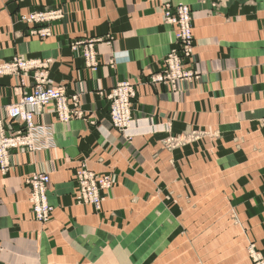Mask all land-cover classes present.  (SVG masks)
I'll list each match as a JSON object with an SVG mask.
<instances>
[{
  "label": "crops",
  "instance_id": "obj_1",
  "mask_svg": "<svg viewBox=\"0 0 264 264\" xmlns=\"http://www.w3.org/2000/svg\"><path fill=\"white\" fill-rule=\"evenodd\" d=\"M166 3L187 4L195 17L203 83L189 103L143 85L174 48V29L163 20ZM58 6L65 17L54 23L52 36L30 35L22 18ZM91 42L95 67L83 57ZM16 58L31 68L0 75V118L40 77L64 90L69 104L76 98L78 116L61 123L53 105L45 107L35 123L51 129L53 147L16 153L8 172L0 171V264H193L194 250L188 256L182 250L192 239L168 232V225L182 224L167 217L151 183L167 176L159 167L163 158L156 159L159 146L152 145L156 133L173 116L181 131L184 115L192 120L194 112L208 129L225 133L223 155L240 163L239 172L230 164L223 178L244 195L236 206L242 225L251 228L239 235L237 262L226 250L224 264H252V243L264 257V0H0V65ZM122 81L138 85V120L125 135L113 128L106 99ZM234 113L238 124L231 121ZM232 129L240 134L238 150ZM80 168L115 182L100 212L74 200ZM34 173L50 177L55 212L46 224L31 217L26 179Z\"/></svg>",
  "mask_w": 264,
  "mask_h": 264
},
{
  "label": "rangeland",
  "instance_id": "obj_2",
  "mask_svg": "<svg viewBox=\"0 0 264 264\" xmlns=\"http://www.w3.org/2000/svg\"><path fill=\"white\" fill-rule=\"evenodd\" d=\"M167 6H171L175 9L187 8L191 18V54L189 50H184L181 48V54L177 58L176 64L172 67V69L169 68V70H175L180 75H182V78L180 79H176L165 69L168 56L177 48L178 45L176 40L178 28L175 24L170 23L168 18L165 16V9ZM55 8L62 9V7L60 6ZM55 8L44 7L40 10ZM162 14L164 23L173 27L174 29V48L164 58L163 65H161L160 70L151 73L149 79L145 83H143V85L152 87V89H155L158 92V95L166 94L170 95L171 97L179 95L183 103H186L187 101L189 103L191 94L201 88V85L203 83L201 81L202 74L198 67L199 61L195 53V17L193 9L189 5L184 3H166L162 7ZM27 25L31 27L29 30L30 34V32L32 31V26L29 24ZM86 50L84 51V53L86 52ZM83 57L85 60L84 54ZM20 63H22L24 66L20 67ZM85 64L88 66L86 60ZM30 68L31 66L29 62L21 58H16L10 63H3L0 65V75L18 74L20 72H25ZM41 79H44V77L38 78L36 84ZM41 82L45 83L46 81L41 80L40 83ZM123 84H128L131 87L133 96L131 97L130 125L127 131H125L124 133H120L121 135H125L138 120V85L131 83L130 81H122L119 82L117 86L121 87ZM29 94L30 93L26 95ZM17 103L5 107V115L0 118V121L3 124H7L8 122L7 112L9 108ZM175 119L176 116L170 118L167 121L166 126L161 131L156 133L158 134V136L155 141L152 142V145L159 146V153L156 159L159 157L160 159L163 158L159 165L160 170H165L167 173V176L165 178L153 177L151 184L155 189L153 190L154 193L152 194V196L155 198V201H157V203H159L160 201L167 207L166 211L168 218L178 217L180 223L182 224L177 227L168 225V232L169 230H172V233L183 234L182 238L192 239L191 241L183 242L182 250L183 254L187 256L190 255L191 249L194 250V255L192 257L193 264H224L225 258L223 257V251L226 250L231 252L232 261L237 262L239 258L237 256V254L239 253L238 248L240 246L239 235L245 237V233H248L249 228L251 227L242 225L240 221V213L236 206L240 203L241 197L244 195L237 193L238 191L235 190L236 188L234 186L237 183L230 186V180L228 177L223 178V172L224 170L229 171L230 164H233L236 167V172H239L238 166L240 163L238 162V160L236 161L237 158H233L232 160H230V156L224 157L222 150L224 148H228L225 144L222 143V138H225V133L218 129L217 126L213 129H208L206 127L208 124H206L204 120L203 122L201 121V116L198 112H194L192 120H188V118L184 115L181 131L174 128L173 123ZM150 120L153 121V118H150ZM231 121L234 124H238L241 121L238 113L231 114ZM231 131L232 134L236 133L234 129H232ZM228 132L229 131H227L226 133L227 137ZM238 133L239 131H237V133L234 135V139H236L234 148L236 150L241 147V144L238 141L240 134ZM12 160L13 158L11 159V161ZM0 171L3 173L8 172L7 169H0ZM107 176L111 180V187L102 193L101 207L99 209L91 205L78 203L75 200L74 192L73 196L75 202L79 205L91 206L96 212H100L104 201V195L115 185L112 177L110 175ZM75 180L76 176L74 177V181ZM51 207L52 214L50 220L52 219L55 212L54 207L52 205ZM30 212L32 219L40 224H46L50 221L49 220L48 222L43 223L36 220L32 212V206ZM191 236H193V238H191ZM191 245L193 247H191ZM250 246H253L255 248L254 243L248 246L247 251L249 258ZM234 254H236V256H233ZM189 258L190 257H188L187 259Z\"/></svg>",
  "mask_w": 264,
  "mask_h": 264
},
{
  "label": "built area",
  "instance_id": "obj_3",
  "mask_svg": "<svg viewBox=\"0 0 264 264\" xmlns=\"http://www.w3.org/2000/svg\"><path fill=\"white\" fill-rule=\"evenodd\" d=\"M174 9V10H173ZM165 16L169 22L178 28L176 37L177 48L171 52L166 61L165 69L176 79L182 78L172 67L176 64L181 54V48L189 50L191 54L192 30L191 18L187 8L175 9L167 6ZM62 9H44L23 17V21L32 26L30 32L33 36L41 38L51 37L54 23L64 19ZM88 66L97 65V54L91 42L84 53ZM20 67L24 65L19 64ZM41 80H45L41 79ZM40 80V81H41ZM40 81L29 95L23 97L17 104L11 106L7 112V124L0 121V169L8 170L11 159L20 151L36 153L51 149L54 145L51 129L39 126L35 119L40 116L45 107L53 105L56 118L61 123L70 122L74 116V105L77 102L73 97L74 105L69 104V97L62 89L47 85ZM133 91L128 84L121 87L117 85L107 91L106 99L109 102V118L113 128L119 133L127 131L130 125V107ZM75 200L80 204L91 205L97 209L101 207L102 193L111 187L108 176L92 173L84 168L76 171ZM50 177L43 173H34L26 179V186L30 192V203L34 217L39 222L46 223L50 220L52 207L48 201V186ZM252 264H264V258L253 246L249 247Z\"/></svg>",
  "mask_w": 264,
  "mask_h": 264
}]
</instances>
